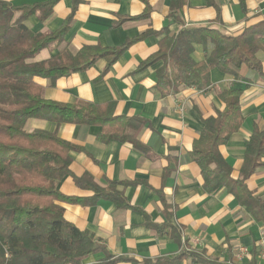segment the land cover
Masks as SVG:
<instances>
[{"label": "crops", "instance_id": "1", "mask_svg": "<svg viewBox=\"0 0 264 264\" xmlns=\"http://www.w3.org/2000/svg\"><path fill=\"white\" fill-rule=\"evenodd\" d=\"M15 7L33 6L49 0H1ZM150 9L146 19L132 20ZM174 0H79L73 19L62 40L42 50L30 62L46 61L62 50L75 54L89 46L117 49L144 32L168 26L170 34L182 27L167 16L176 15L183 26H210L226 35H237L244 27L264 17V0H214L219 19L205 0H186L173 13ZM73 0H59L51 15L42 23L37 16L27 19L34 33L50 34L59 30L71 13ZM158 51V39L147 36L130 45L109 68L101 59L84 71L50 82L37 78L45 100L61 104H113L115 116L139 118L145 124L135 134L147 152H138L129 143H102L96 136L97 126L64 124L58 136L80 149L71 153L70 176L59 184L64 196L78 198L85 204H62L64 218L80 231H87L112 258L165 261L162 264H200L184 252L205 260L227 262L235 245H243L249 263L264 264L259 258V232L263 229L223 188L208 195L202 189L199 167L190 159L193 142L202 131V120L224 109L217 93L221 89L241 91L239 100L243 117L239 130L219 147L231 168V178L238 179L244 159V145L253 129L264 128V76L246 75L247 82L226 78L218 70L210 72V87L204 91L184 86L160 96L155 89L157 70L154 65L140 70V64ZM203 59L199 47L194 55ZM257 58L264 72V54ZM27 131H53L55 125L41 120L29 121ZM262 164L246 181L249 190L264 200V153ZM167 170H170L167 173ZM88 174L94 183L105 188L117 183L130 209H118L111 201H90L91 191L78 186L72 177ZM171 224L174 229L161 230ZM182 238L185 240L183 247ZM185 254V255H183ZM180 255L182 257H180ZM105 257L103 252L87 257L83 264H94ZM180 257V259H177ZM117 264H130L122 261Z\"/></svg>", "mask_w": 264, "mask_h": 264}, {"label": "trees", "instance_id": "2", "mask_svg": "<svg viewBox=\"0 0 264 264\" xmlns=\"http://www.w3.org/2000/svg\"><path fill=\"white\" fill-rule=\"evenodd\" d=\"M58 1L15 7L0 0V264H83L87 257L99 252L105 257L94 264L122 261L139 264L133 260L112 258L90 233L78 230L65 220L62 204L85 202L64 196L58 190V184L70 176L71 153L80 149L61 139L57 130L64 124L97 126L100 128L97 141L129 143L134 150L144 153L147 149L136 140L135 134L145 121L115 116L113 104L77 102L71 105L45 100L35 79L54 82L84 71L101 59L106 61L107 70L130 45L154 36L158 39V51L143 61L139 69L162 63L157 70L155 85L160 96L180 86L206 90L211 85L210 72L213 69L226 78L247 82L248 73L264 76L257 58L258 53L264 54V17L256 24L244 27L237 35H226L210 26L186 28L176 15L170 14L167 19L182 27L175 34H170L168 24L159 31L144 32L117 49L89 46L75 54L65 49L46 61L30 62L42 50L59 43L70 26L79 0H73L71 13L56 32L34 33L27 26L30 16H37L41 23L46 20ZM205 1L207 6L213 7L218 20L219 8L214 0ZM185 2L174 0L171 11L175 13ZM149 13L146 4L140 16L130 19L143 20L149 17ZM197 47L203 53L200 61L193 57ZM241 94V91L228 89L217 93L224 109L202 120V131L193 142L189 157L200 169L202 189L206 194L212 195L223 188L264 230V200L256 197L246 185L249 177L262 166L264 128L258 130L255 127L245 142L238 179L231 178V168L219 152V147L241 126ZM32 120L52 123L55 129L50 132L27 131L26 125ZM72 178L78 186L92 192L90 201L93 203L105 199L118 209L131 208L122 193L117 191L116 182H108L102 188L88 174ZM166 229L174 228L171 224L161 227V230ZM187 255L196 258V263L200 264H226L196 257L191 252ZM254 256L252 254V260L247 264H255ZM164 262L146 261L142 264Z\"/></svg>", "mask_w": 264, "mask_h": 264}, {"label": "built area", "instance_id": "3", "mask_svg": "<svg viewBox=\"0 0 264 264\" xmlns=\"http://www.w3.org/2000/svg\"><path fill=\"white\" fill-rule=\"evenodd\" d=\"M183 247L185 245V240L182 238ZM259 258L264 261V230L259 232ZM190 250L185 247L184 252L188 253ZM249 257V251L243 245H235L232 250V259L227 261L226 264H241L246 258Z\"/></svg>", "mask_w": 264, "mask_h": 264}]
</instances>
